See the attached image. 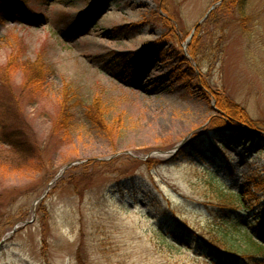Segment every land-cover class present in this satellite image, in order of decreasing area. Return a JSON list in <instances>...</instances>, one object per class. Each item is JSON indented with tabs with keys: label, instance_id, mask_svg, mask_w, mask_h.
Segmentation results:
<instances>
[{
	"label": "rangeland",
	"instance_id": "374dc122",
	"mask_svg": "<svg viewBox=\"0 0 264 264\" xmlns=\"http://www.w3.org/2000/svg\"><path fill=\"white\" fill-rule=\"evenodd\" d=\"M222 1L26 0L36 18L0 16V264L254 263L264 0L246 19ZM212 90L253 117L257 146L228 140Z\"/></svg>",
	"mask_w": 264,
	"mask_h": 264
},
{
	"label": "trees",
	"instance_id": "16d2710c",
	"mask_svg": "<svg viewBox=\"0 0 264 264\" xmlns=\"http://www.w3.org/2000/svg\"><path fill=\"white\" fill-rule=\"evenodd\" d=\"M248 2H249V0H230L231 6H236L238 8L239 14L243 19H246V17H248V15H247ZM224 4H226V2H224ZM0 16L8 17V18H14L16 20H20L23 17L27 18L26 16H28V18L30 20H32L33 18L37 17V14L28 7L26 0H0ZM140 26H142V24H139V25L135 24V25H132L130 27H135V30H136ZM220 47H222V45H220ZM191 53L194 54L193 50L191 51ZM193 57H194V59H196V55H194ZM134 64L136 67L135 73H137L141 67V62H136ZM204 84L210 88V84H209V82H206V80H205ZM212 92L214 95L221 97V103H220V109L219 110L224 111L225 115H227L230 118V120H232V121L234 120L233 124L229 122L225 126H222V125L220 126L221 128L224 127L222 130L226 131V133H227L226 137H228V140H235L238 138H242V139L245 138L247 140L251 139L252 144L254 146H257V141H254V139H256V137L253 134H251V132H249V131H242L241 130L243 128L242 126H245V123H246V125L248 124L247 120L253 121V117L247 116L246 118H243V116H241L240 112L236 110V108H238V107L241 108L242 105H240L239 103H237L235 101L230 100L222 92H218V91H214V90H212ZM228 101L231 102L234 105V107H230L229 104H227ZM100 119H101L100 115L97 118L95 117V115L93 116V120L95 123H97V125L100 124ZM255 125L260 126V123H255ZM62 126H64V125H62ZM256 128L254 130H256ZM2 129H3L2 136H3L4 143L10 145V148L14 152H17L20 154L23 153V156L33 154L31 145H30L29 141L26 139V136L24 135L23 131L18 130V129L13 130L11 127L7 126L6 124H3ZM72 169H73V167H72ZM252 222L256 225V228H258V230H261V232L264 233L263 216H260V217L256 216L252 220ZM238 223H239L238 221H234V224H236V225L235 226L232 225V227L234 226V229H235V227L238 226ZM246 230H247V228L243 231L246 239L248 238L253 242L249 245L248 244L245 245V247L247 248L246 250L250 251V252L251 251L254 252V253L251 252L248 255V257L250 259H252V262H254V263H249V264L262 263V261H264V237L263 236L258 237L256 235L250 233L249 231L246 232ZM228 247H229L228 245H225L224 249H222L223 250L222 252L217 250L218 251L217 252L218 258L220 257L219 254L225 255L227 258H231V256H233V255H231V251H229ZM238 247L239 246H234L233 248H231V250L236 252V250H238ZM246 250H243V251L246 252ZM238 251H240V250H238ZM214 254L215 253H213V255ZM236 254H240V253L236 252ZM246 254H248V253L246 252ZM234 259L239 260L240 261L239 264H247V263L243 262L244 261L243 258L238 259V257H237ZM233 264H235V263L233 262Z\"/></svg>",
	"mask_w": 264,
	"mask_h": 264
},
{
	"label": "water",
	"instance_id": "95a60500",
	"mask_svg": "<svg viewBox=\"0 0 264 264\" xmlns=\"http://www.w3.org/2000/svg\"><path fill=\"white\" fill-rule=\"evenodd\" d=\"M215 8H216V6H214V7L211 9V11H213ZM211 11H210V12H211Z\"/></svg>",
	"mask_w": 264,
	"mask_h": 264
},
{
	"label": "bare ground",
	"instance_id": "6f19581e",
	"mask_svg": "<svg viewBox=\"0 0 264 264\" xmlns=\"http://www.w3.org/2000/svg\"><path fill=\"white\" fill-rule=\"evenodd\" d=\"M257 141V140H256Z\"/></svg>",
	"mask_w": 264,
	"mask_h": 264
}]
</instances>
